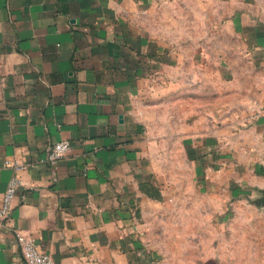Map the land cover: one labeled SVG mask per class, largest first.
Wrapping results in <instances>:
<instances>
[{
    "label": "crops",
    "instance_id": "obj_1",
    "mask_svg": "<svg viewBox=\"0 0 264 264\" xmlns=\"http://www.w3.org/2000/svg\"><path fill=\"white\" fill-rule=\"evenodd\" d=\"M181 9L206 25L216 9L239 43L249 79L232 105H194L207 85L193 81L192 49H175ZM166 98L178 108L162 118ZM60 139L71 148L52 167ZM178 153L179 181L163 172ZM13 176L0 264H25L16 233L55 264H166L151 218L178 184L190 197L181 264H264V206L252 203L264 189V0H0V199Z\"/></svg>",
    "mask_w": 264,
    "mask_h": 264
},
{
    "label": "rangeland",
    "instance_id": "obj_2",
    "mask_svg": "<svg viewBox=\"0 0 264 264\" xmlns=\"http://www.w3.org/2000/svg\"><path fill=\"white\" fill-rule=\"evenodd\" d=\"M216 13V9L209 10V25H206L202 20L200 9H181L178 11V15L176 14L175 24L172 19L170 21L172 26L170 32L182 37L174 43L175 49L181 54H184V51H188L189 48L192 49V65L196 76L193 75L194 77L191 76V78L193 77V81L201 82L202 76V81L207 85L201 89L206 94L201 93L198 86L193 87L194 105L208 102L209 106L213 108L220 105L222 100H225L226 105H232L241 94L237 87L249 79L248 62L237 56L240 53L239 43L235 41L231 32L217 25ZM184 36H191L193 40L185 42ZM218 36L225 40L223 43L224 55L220 54L222 43L217 41ZM180 60L183 61L184 57L182 56ZM185 63L188 68V59ZM200 65L204 66L202 75L199 74L198 67ZM184 78L185 75L182 74L179 80L183 81ZM177 108L172 99L166 98V100H161L157 113L164 118L169 110ZM176 117L179 120L180 115L178 114ZM161 123L163 126L169 124L168 121ZM173 161L176 162L177 170H172V164L169 168V163H167L163 167V172L167 177L168 174L175 173L177 181L184 180L188 176V172L179 153L176 154ZM177 186V198L174 205L166 209L161 208L159 213H155L151 218V226L154 230L150 236L166 264L170 259L175 264H181L184 260L182 253L185 248L184 227L187 220L184 210L185 206H188L190 197L185 190V185L178 184ZM214 206L213 203H209L210 211L216 209ZM170 255L172 258L169 259Z\"/></svg>",
    "mask_w": 264,
    "mask_h": 264
},
{
    "label": "built area",
    "instance_id": "obj_3",
    "mask_svg": "<svg viewBox=\"0 0 264 264\" xmlns=\"http://www.w3.org/2000/svg\"><path fill=\"white\" fill-rule=\"evenodd\" d=\"M71 143L67 139L55 141L47 151L46 160L50 166L58 164L70 151ZM17 176L11 177L8 181L0 199V224L8 219L12 209V201L20 185ZM16 243L19 247L20 255L25 264H55L51 255L43 251L29 236L16 233Z\"/></svg>",
    "mask_w": 264,
    "mask_h": 264
},
{
    "label": "water",
    "instance_id": "obj_4",
    "mask_svg": "<svg viewBox=\"0 0 264 264\" xmlns=\"http://www.w3.org/2000/svg\"><path fill=\"white\" fill-rule=\"evenodd\" d=\"M262 195L254 200H252V203H254L257 206H264V189H261Z\"/></svg>",
    "mask_w": 264,
    "mask_h": 264
}]
</instances>
